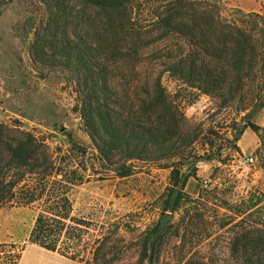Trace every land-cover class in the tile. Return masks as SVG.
<instances>
[{
    "label": "trees",
    "instance_id": "obj_1",
    "mask_svg": "<svg viewBox=\"0 0 264 264\" xmlns=\"http://www.w3.org/2000/svg\"><path fill=\"white\" fill-rule=\"evenodd\" d=\"M31 1L47 11V28L56 25L52 33L34 42L33 56L42 63H53L57 60L50 49L61 48L63 62L74 61L75 67L83 69L84 86L76 108L97 150V162L110 166L121 178L135 173L139 164L168 169L169 175L157 201L159 216L154 223L127 243L117 231L105 232L90 245L92 256L85 260L80 256L86 251L78 246L85 240L88 221L73 215L70 191L85 181L86 160L81 169L71 168L77 157L73 149L63 155L55 153L46 139L20 124L0 123V208L15 205L39 210L29 241L80 264H116L123 250L131 247L138 253L135 264H161L163 257L174 255L183 264H213L214 254L199 245L211 236V227L228 225L243 216L242 226L230 239L231 255L242 264H264L261 193L249 191L240 203L231 205L227 192L218 188L204 199L186 191L195 167L184 171L185 164L189 161L195 166L200 159H214L216 141H228L238 149L244 127L233 128L231 138L221 137L212 127L204 134L205 124L193 122L181 107L182 100L190 97L168 89L162 80L169 72L185 90L210 96L220 93L223 106L238 102L243 104L241 110L250 109L247 118L253 109L264 106V13H241L227 19L221 15L219 0H162V5L152 3L146 24L134 16L140 0ZM93 11L102 24L118 26L112 52L101 56L108 46L102 45L103 39L99 47L84 41L81 49L76 43L70 52V41L63 42L65 31H60L58 23L69 17L90 20ZM154 32L160 37L151 38ZM164 50L166 55L161 53ZM114 77L123 78L119 90ZM245 127L257 133L264 130L250 120ZM200 138L202 153L195 145ZM81 154L85 157L86 151ZM221 154L218 160L226 164ZM182 209L184 214H180ZM7 247L0 243V264H19L21 254Z\"/></svg>",
    "mask_w": 264,
    "mask_h": 264
},
{
    "label": "rangeland",
    "instance_id": "obj_2",
    "mask_svg": "<svg viewBox=\"0 0 264 264\" xmlns=\"http://www.w3.org/2000/svg\"><path fill=\"white\" fill-rule=\"evenodd\" d=\"M152 3L157 6L163 2L140 0L135 4V18L148 24L153 12ZM219 3L221 15L227 19L237 18L241 13H264V0H219ZM162 10L156 8L154 11ZM45 14L47 11L39 9L31 0H0V123L20 124L39 138L46 139L55 153L63 155L73 149L72 155L77 157L71 163V168L81 169L80 165L85 163L82 161L86 160L87 170H81L85 173V181L70 191L73 215L85 217L88 221L85 240L78 246L79 250L86 251L80 256L86 260L92 256L90 245L105 232L115 230L127 243L154 223L159 216L157 201L167 186L169 170L139 164L135 173L121 178L110 166L97 162V150L85 128L80 110L76 108L80 101V90L84 86L83 69L75 67L74 61L70 64L63 62L65 60L60 58L61 48L50 49L57 61L49 64L42 63L32 54L34 42L40 41L47 32L52 33L56 27L53 22L51 24L55 27L45 26ZM91 14L90 20L79 21L69 17L58 26L61 27L60 31H65L63 42L70 41V45H67L70 52L71 47L77 46L74 45L76 43L81 49L84 41L99 47L103 39L105 42L102 45L108 44L106 51L101 52V56H104L106 52H112L111 46L117 42L118 26L104 25L94 11ZM155 37H160L157 32L151 35V38ZM61 43H58V47ZM157 43L166 44L164 41ZM73 52H76L75 48ZM161 53L166 55L165 50ZM109 72L115 73L112 68H109ZM114 78L116 86L122 85L123 78L122 81ZM162 80L168 89L180 90V96L190 97L187 101L182 100L181 107L193 122L205 124L202 130L204 134L212 127L221 137L231 138L233 128L244 127L236 144L238 149L228 141H216L212 149L214 159H200L195 166L189 161L185 164L184 171H192L195 167V174L186 185L189 195L204 199L209 191L218 188L227 192L231 205L240 203V199L247 196L249 191L264 196V130L257 133L245 127L246 121L250 120L264 128V106L253 109L246 118L250 109L241 110L243 104L238 102L223 106L220 93L210 96L195 89L185 90L169 72H165ZM201 141L200 138L195 144L199 153H202ZM83 150L86 151L85 157L81 154ZM219 153H222L221 159H225L226 164L218 160ZM250 156L254 157L253 162L247 160ZM205 180L208 181L207 186ZM263 204L264 201L261 202ZM221 211L224 213L225 208ZM38 212V209L26 206L0 208V243L8 245L5 250L20 253L19 264H80L79 260L47 251L29 241ZM184 212L185 209H182L180 214ZM180 214H176L175 220ZM241 220L243 216H238L228 225H216L209 229L211 236L199 248L214 254L211 260L213 264L243 263L232 257L230 244L232 235L243 224ZM174 241L169 243L170 248ZM137 258V251L131 247L123 250L115 262L135 264ZM160 263L183 264L184 261L174 255L163 257Z\"/></svg>",
    "mask_w": 264,
    "mask_h": 264
},
{
    "label": "built area",
    "instance_id": "obj_3",
    "mask_svg": "<svg viewBox=\"0 0 264 264\" xmlns=\"http://www.w3.org/2000/svg\"><path fill=\"white\" fill-rule=\"evenodd\" d=\"M247 160L250 161V162H253V161H254V157H253V156H250V157L247 158ZM207 182H208L207 180L204 181V184H205L206 186H207V184H208Z\"/></svg>",
    "mask_w": 264,
    "mask_h": 264
}]
</instances>
